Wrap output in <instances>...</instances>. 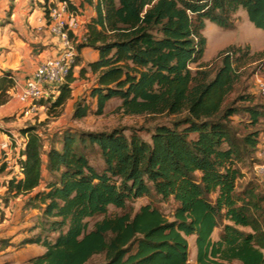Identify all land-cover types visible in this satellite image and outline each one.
<instances>
[{"label":"trees","instance_id":"16d2710c","mask_svg":"<svg viewBox=\"0 0 264 264\" xmlns=\"http://www.w3.org/2000/svg\"><path fill=\"white\" fill-rule=\"evenodd\" d=\"M50 1H39L46 17ZM59 1L82 14L71 0ZM84 2L94 7L95 16L83 31L85 40L76 45V62L65 83L40 105L55 113L61 110L60 116L74 92L79 68L84 82L89 83L88 74L96 77L89 95L96 109L78 98L74 120L102 116L115 99L126 116L170 120L143 128L149 140L134 130L126 135L120 128L17 129L16 135L25 140L16 161L20 173L9 170L0 183L6 189L0 196L2 217L22 199L23 209L41 212V233L22 243L45 248L36 264H86L97 255L105 256L103 264H193L191 237L196 264H264V196L255 183L240 184L242 164L262 146L259 125L264 109L253 105L251 95L230 99L250 49L230 46L221 51L216 69L203 63L207 23L231 31L243 11L255 28L264 30V0ZM85 49L98 54L87 65L80 57ZM13 88V73L2 72L0 107L10 101ZM239 115L249 116L244 126L250 132L242 136L234 125ZM88 152L99 156V167ZM6 172L4 165L0 175ZM152 196L176 204L172 217L151 204L134 215L108 216L111 207L126 210L130 203ZM97 217L104 219L91 229L90 220ZM1 241L5 246L17 244Z\"/></svg>","mask_w":264,"mask_h":264},{"label":"rangeland","instance_id":"374dc122","mask_svg":"<svg viewBox=\"0 0 264 264\" xmlns=\"http://www.w3.org/2000/svg\"><path fill=\"white\" fill-rule=\"evenodd\" d=\"M3 26L0 23V33L2 34ZM83 33V28L81 34ZM52 36V35H51ZM205 36L208 40V46L206 50L203 63L209 65L211 69H216L220 65L218 55L221 51L227 49L230 46L249 47L250 59L245 63L241 69L243 76L241 81L236 85L235 92L231 96V100L239 96L251 95L255 98L253 105H258L264 109V94L259 91L258 84L260 81H264V30L257 29L250 23L245 12L240 11L235 17V29L229 31L220 28L219 26L207 23L205 30ZM57 39V38H56ZM58 40V39H57ZM58 56V55H57ZM56 56V57H57ZM55 58V57H54ZM52 59V58H49ZM47 60V59H46ZM79 69H76L75 75L77 76L78 88H81L80 97L79 92L75 91L72 94L71 99L67 102L65 107L62 109L60 116H57L61 110L51 112L47 106H44L43 110H39L35 115L31 117H23L20 114H16L11 118L14 120L13 126H8L11 132L16 135V129L19 127L35 126L42 128L43 130L58 131L61 129H73L81 132H102L110 131L115 128L124 129L126 135H130L131 131L138 132L144 139L149 140V131L143 130V128L152 129L158 124L168 123L170 120L167 117H153V116H126L120 110L121 101L118 99L112 100L108 103L105 112L102 116L91 115L84 120L77 121L72 118L74 105L78 98L86 99L88 103H91L92 108L96 109V104L90 99V88L87 83L79 79ZM87 78L91 83L96 77L88 74ZM81 86V87H80ZM83 86V87H82ZM92 87V85L90 86ZM75 90H78L74 88ZM47 102V100H45ZM238 105L244 106L249 105L248 103H239ZM10 120V119H9ZM249 120L247 115H239L234 118V125L239 130V134L245 135L250 130L244 126ZM4 123L3 121H1ZM45 124V127L41 125ZM35 124V125H34ZM3 125V124H2ZM246 125V124H245ZM259 129L262 130V146L257 153H253L245 162L242 164V172L244 178L240 181L241 185H246L248 182H253L258 186L257 193L264 196V175L261 177L256 170V165L263 163L264 161V119L259 125ZM5 129H0V147H5L9 150H13L11 157L17 159L18 151L16 150L17 145L13 141V137L8 132H4ZM45 133L44 135H47ZM25 141V140H24ZM24 141L18 137L17 142H21L24 145ZM45 146H49L45 143ZM58 146V145H57ZM59 147V146H58ZM90 161L95 166H100L101 161L99 156L95 153H87ZM0 159L2 157L0 156ZM14 171V170H13ZM10 171H7L3 176L9 175ZM256 176L259 177L258 181ZM0 196H5L2 193ZM19 200L16 205L12 208V212L8 211L7 217H2V208H4L3 200L0 204V264H36L35 258L45 252V248L40 245H25L22 244L25 239L32 238L41 233L40 228V217L41 212L36 208L23 209V201ZM151 204L155 208H158L168 218L172 217L176 204L173 201H162L159 197H144L128 205L126 210H121L111 207L108 216L113 217L116 215H123L130 213L134 215L142 206ZM8 210L7 208H5ZM19 210V211H18ZM104 217H97L90 220V228L92 229L95 223L101 221ZM247 232L249 230H246ZM221 230H217L214 233V239H218ZM55 237V236H54ZM1 239H9L14 241L16 245L5 246ZM190 245V262L196 264L197 248L195 245V238L191 237L188 239ZM105 261L104 255L94 256L86 264H103ZM222 264H241L237 261L232 263Z\"/></svg>","mask_w":264,"mask_h":264},{"label":"crops","instance_id":"0c3cea01","mask_svg":"<svg viewBox=\"0 0 264 264\" xmlns=\"http://www.w3.org/2000/svg\"><path fill=\"white\" fill-rule=\"evenodd\" d=\"M39 1L41 0H0V23L3 26L2 34L0 33V76L2 72H12L15 80V89L10 92V101L0 107V129L13 126L15 122L11 118L20 113L22 105L14 96L16 92L32 77L42 62L56 57L61 49L60 42L49 33L44 8L40 6ZM71 1L80 8L87 25L95 16L94 7L84 0ZM80 57L82 63L87 65L96 60L98 54L95 50L85 49L80 53ZM91 81L87 83L89 88L94 79ZM78 87L74 84V88L78 89H74V92L78 91L80 96L81 88ZM21 128L23 126L19 127ZM2 151L3 148L0 147V156ZM7 178L8 176L0 175V183L3 184ZM5 192L6 189L1 185L0 195Z\"/></svg>","mask_w":264,"mask_h":264},{"label":"built area","instance_id":"2783aa9c","mask_svg":"<svg viewBox=\"0 0 264 264\" xmlns=\"http://www.w3.org/2000/svg\"><path fill=\"white\" fill-rule=\"evenodd\" d=\"M46 18L49 33L52 37L58 39L61 49L57 57L42 62L32 77L14 95L22 105L19 114L23 117L29 118L35 115L41 108L43 109L44 106L40 105V102L51 98V95L56 93L55 88L65 83L78 56L76 45L81 40H85L83 33L81 34V30L86 26V21L82 14L71 12L67 2L59 0L52 2L48 17ZM71 34L73 35L72 38ZM258 88L264 94V81L259 82ZM11 91H9V95ZM11 136L17 145L18 156L17 159H13L11 157L13 150L2 147L0 169L6 165L7 171L14 170L16 173H20L16 161L19 159V154L24 145L22 142L20 144L17 142L18 135L12 133ZM256 170L262 177L264 175V163L259 164Z\"/></svg>","mask_w":264,"mask_h":264}]
</instances>
